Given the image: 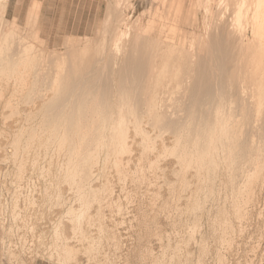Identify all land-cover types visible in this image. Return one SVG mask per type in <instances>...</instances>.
<instances>
[{"label":"rangeland","instance_id":"rangeland-1","mask_svg":"<svg viewBox=\"0 0 264 264\" xmlns=\"http://www.w3.org/2000/svg\"><path fill=\"white\" fill-rule=\"evenodd\" d=\"M42 1L0 0V264H264V166L231 175L264 127V43L227 66L236 2L84 0L69 32ZM176 7L169 47L133 26L110 51L118 15L171 37Z\"/></svg>","mask_w":264,"mask_h":264},{"label":"bare ground","instance_id":"bare-ground-1","mask_svg":"<svg viewBox=\"0 0 264 264\" xmlns=\"http://www.w3.org/2000/svg\"><path fill=\"white\" fill-rule=\"evenodd\" d=\"M229 1H227V2H229ZM234 1L236 2V4L233 2L234 3V8H232V6H233V4H231L232 2L229 3L230 6L228 5L227 7H231L232 8L231 10L234 9V12H233L234 13V21L233 22H235V21L237 22L236 25H237L238 28H233L235 26L230 28V30L232 29L231 30V35H232L233 42H232V49L227 53V55L230 57V58H228L229 61L227 63V66L229 65V63H231V61H233V58H231V56H235L236 54L241 52L242 48L244 46H247L250 43H254V42L264 43V0H234ZM209 2H210V0H206L207 4ZM224 2H225V0H224ZM208 8L209 9L211 8V6L209 4H208ZM217 8L221 9V7L220 8L217 7ZM175 11H176L175 15L172 17L174 23L171 25V28H172V31H171V34H170V35H172L171 37H169L170 31L168 29H166L165 27L162 28L158 24H157L158 26H154V23H153L154 21H153V18H151V17L148 18V19H145L146 20L145 22L143 21V22L140 23V20H139V21H137V23L135 25H133L129 21L128 17H123L122 18L121 15H118V17L121 18L120 21H119L121 23V28L119 29L118 33H115L113 35V37L110 38V47H109L110 51H112L113 46H117L118 42H120L124 36L125 37L129 36L128 35V31H130L134 27L137 30H140V33L141 32L144 33V34H139V36L136 37V39H135V40H137V38H138L137 48L138 47L139 48L142 47V43H143L144 40L147 41L148 43H155L156 42V43H160V44L168 46V40L170 38L173 39L175 34H176V29H177V24H176L177 20L176 19L179 18L178 17V13L180 11V8L176 7ZM218 11H220V10H217V12ZM227 11H230V9L229 10L227 9ZM214 12L215 11L213 10V15L211 17V20H212L213 16L217 13V12L216 13H214ZM223 13H224V11H223ZM225 13H227V12H225ZM118 14H119V12H118ZM218 16L221 17V15H219V14H218ZM158 17H160V16H158ZM245 19H247L248 21H249V19H252V21H253V23L251 24L252 27H250V28H252L251 29L252 40H250V38H248L246 36L245 32H243L239 28V26L241 25L242 21L243 20L245 21ZM243 24H245V22ZM232 25L233 24H231V26ZM156 27H159L160 30H157ZM123 40L121 41V43L123 42ZM221 41H225L224 37H223V34L221 35L220 41L216 42L215 51L218 54L224 53L223 51H225V48H224L225 43L222 44ZM131 42H132V40L129 38L127 43L130 44ZM183 43H184V41H183ZM170 45H171V43H170ZM173 45H175V44L173 43ZM119 47H120V45H119ZM175 49L177 50V48H175ZM183 49H184V47H183ZM72 50L73 49H71V53L75 51V50L74 51H72ZM140 61L143 63V58L142 57H139L138 62H140ZM125 73L129 77L130 76L131 77L132 76L133 77L134 76L135 77L136 76L137 77L141 76L140 72L133 73L131 70H126ZM65 98L68 99V96H65ZM69 98H70V96H69ZM64 105H66V104H64ZM81 106L84 107L83 105H81ZM79 107H80V105H79ZM242 124L247 127L248 122L247 121H242ZM200 125L206 126L207 125L206 120H204V122L202 121V123H200ZM92 128H94V127H92ZM92 128L90 129V134H91ZM196 129H197V127L194 130H196ZM244 133H245V138H243V139L240 138V140H239L240 142L236 143L235 149L233 150V158H235L237 160V164L234 167V170L231 172V175H234L236 178H240V180L237 181L238 190L241 188V186L243 187V185H244L243 182L245 180H247L248 178H251V176L257 174L259 168L264 166V158L261 156L262 146H264V127H261V128H252V127H250L248 129H246ZM85 134H86V132H84L82 135H85ZM77 135H79V133ZM67 136H68V133H67ZM62 139H63V137H62ZM64 140H65V138H64ZM87 143L88 142L86 141V144ZM77 153H79V151ZM85 165H86V162L83 161V166H85ZM78 169H79V166H78Z\"/></svg>","mask_w":264,"mask_h":264},{"label":"crops","instance_id":"crops-1","mask_svg":"<svg viewBox=\"0 0 264 264\" xmlns=\"http://www.w3.org/2000/svg\"><path fill=\"white\" fill-rule=\"evenodd\" d=\"M42 3L41 19H60L66 31L69 29V32H74L72 29H80L83 25L82 21L88 19L84 12V8H86V1L84 0H43ZM78 20L81 23H78L80 22Z\"/></svg>","mask_w":264,"mask_h":264}]
</instances>
